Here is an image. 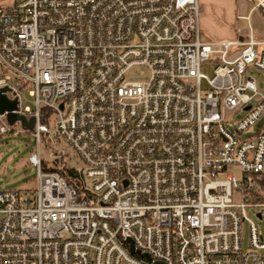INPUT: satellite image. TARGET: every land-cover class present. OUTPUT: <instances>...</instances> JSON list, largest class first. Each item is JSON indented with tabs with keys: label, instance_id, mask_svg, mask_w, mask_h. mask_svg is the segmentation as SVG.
Returning <instances> with one entry per match:
<instances>
[{
	"label": "built area",
	"instance_id": "built-area-1",
	"mask_svg": "<svg viewBox=\"0 0 264 264\" xmlns=\"http://www.w3.org/2000/svg\"><path fill=\"white\" fill-rule=\"evenodd\" d=\"M0 2V89L38 143L36 198L0 192V264H264V41H208L199 0ZM42 135L80 159L82 193L43 170Z\"/></svg>",
	"mask_w": 264,
	"mask_h": 264
},
{
	"label": "rangeland",
	"instance_id": "rangeland-1",
	"mask_svg": "<svg viewBox=\"0 0 264 264\" xmlns=\"http://www.w3.org/2000/svg\"><path fill=\"white\" fill-rule=\"evenodd\" d=\"M249 1L252 3V8L254 9V2L252 0ZM240 9V5L234 7L228 2L217 5L213 4L212 7L200 3V27L202 36L208 41L229 37L235 38L236 31L241 30L246 24L243 20L238 19V15L241 14ZM256 10L257 11L250 18V22L258 28H264V17L259 9ZM256 40L264 41V39ZM239 41L242 42V39L239 38ZM215 68V63H208L203 65L201 70L204 75L212 78ZM142 72H144V75ZM249 75L256 80L259 91L264 95V73L252 69L249 71ZM129 76L130 79L134 81L148 79V73L145 69H134ZM21 95L25 106L35 110V99L30 96V90L26 89L22 91ZM226 117L227 119L237 121L240 119L241 114L236 115L234 113H228ZM263 122L264 119L256 125V128L261 126ZM3 124H5L10 131L0 136V192L16 190L20 191L25 197L30 194V199L34 200L36 198L34 191L36 188L38 170L35 166L30 164L29 159L33 153L38 151V143L34 135L28 133L19 122L10 123L6 117H0V126ZM54 128L55 125L53 121L50 124L51 134L54 133ZM243 137L246 138L247 135L245 134ZM40 149L41 158L44 164L49 168L60 166V159H63L65 165L70 168L79 169L82 167L80 159H78L76 154L62 138L55 137L49 148L46 146L45 142H42ZM249 217L260 224L264 231V220L258 221L251 213H249ZM248 240L249 225L248 223H244V250L248 247Z\"/></svg>",
	"mask_w": 264,
	"mask_h": 264
},
{
	"label": "crops",
	"instance_id": "crops-1",
	"mask_svg": "<svg viewBox=\"0 0 264 264\" xmlns=\"http://www.w3.org/2000/svg\"><path fill=\"white\" fill-rule=\"evenodd\" d=\"M229 3L233 5L234 7L240 5L241 14L238 15V19L243 20L246 24L245 27H242L241 30L236 31L235 38H224V39H216V42L221 41H239V38L242 39V42H246L249 40L250 37H254L256 39H264V28H258L256 25H253L250 22V18L252 15L257 11L252 8V3L249 0H199V3L201 4H207L209 7H212L213 4L217 5L220 3ZM250 2V3H248ZM261 11V10H260ZM263 17L264 14L261 11Z\"/></svg>",
	"mask_w": 264,
	"mask_h": 264
},
{
	"label": "water",
	"instance_id": "water-1",
	"mask_svg": "<svg viewBox=\"0 0 264 264\" xmlns=\"http://www.w3.org/2000/svg\"><path fill=\"white\" fill-rule=\"evenodd\" d=\"M8 91V88L0 89V116H5L10 123L19 122L27 131H33L35 128V119L33 117L27 119L24 115L18 112V100L10 99L7 96ZM128 242L130 244V250L133 254H137L141 258H145L149 263H151V259L148 257V255L141 254L139 251H137L131 240Z\"/></svg>",
	"mask_w": 264,
	"mask_h": 264
},
{
	"label": "trees",
	"instance_id": "trees-1",
	"mask_svg": "<svg viewBox=\"0 0 264 264\" xmlns=\"http://www.w3.org/2000/svg\"><path fill=\"white\" fill-rule=\"evenodd\" d=\"M52 116V112L47 109H42L41 112V122L44 124H48L49 117ZM28 133L34 135L33 131H28ZM35 137V136H34ZM36 139V138H35ZM45 142L46 146L49 148L51 145V142L48 140V138L44 135L41 137V143ZM61 165L58 167L49 168L44 162L42 163V168L44 171H56L59 172L69 184H72L77 189H79V192L82 193V186L83 183L77 173V171L74 168H70L65 165L64 160L60 159Z\"/></svg>",
	"mask_w": 264,
	"mask_h": 264
}]
</instances>
